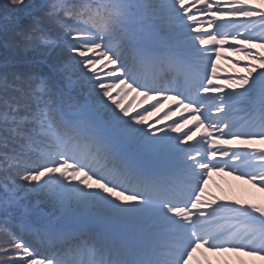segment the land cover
I'll return each instance as SVG.
<instances>
[{
	"label": "snow or ice",
	"instance_id": "snow-or-ice-1",
	"mask_svg": "<svg viewBox=\"0 0 264 264\" xmlns=\"http://www.w3.org/2000/svg\"><path fill=\"white\" fill-rule=\"evenodd\" d=\"M4 7L0 264H264V0Z\"/></svg>",
	"mask_w": 264,
	"mask_h": 264
},
{
	"label": "rangeland",
	"instance_id": "rangeland-1",
	"mask_svg": "<svg viewBox=\"0 0 264 264\" xmlns=\"http://www.w3.org/2000/svg\"><path fill=\"white\" fill-rule=\"evenodd\" d=\"M233 59L235 58L233 57ZM245 62L246 61H242V63ZM220 64L222 67H225L228 70V74H236V75L243 74L244 70L242 67L232 68L227 64L226 61H220ZM129 102H131V97H129ZM151 103H155V102L153 101ZM145 105H149L150 107V104H145ZM174 108L175 105H171V109H170L169 102H165V109L162 110V112L158 116H154L150 118V122L159 119L160 116L163 115L164 111H169ZM142 110L143 109H138V111H142ZM179 119H180L179 116L173 117V121ZM173 121H167L166 123L171 124ZM184 131H187V129H184ZM173 135H178V134H173ZM208 188L209 191H211L216 196H220V197L228 196L230 199H241L247 202L264 203V193L259 192L256 188L252 187V185L235 180L232 176H227L223 174L217 175L214 173L212 178L209 180ZM201 259H203V257H201ZM209 259L212 260L213 264H216L218 258L209 257ZM243 259L249 261V264H253V262L250 261L248 257H244ZM254 264H261V262L259 260H256Z\"/></svg>",
	"mask_w": 264,
	"mask_h": 264
},
{
	"label": "trees",
	"instance_id": "trees-1",
	"mask_svg": "<svg viewBox=\"0 0 264 264\" xmlns=\"http://www.w3.org/2000/svg\"><path fill=\"white\" fill-rule=\"evenodd\" d=\"M7 3V0H0V26H8V21H6L4 19L5 13H6V9H5V5ZM3 33L0 32V38H2ZM0 51H2V49H0ZM4 239V236L2 233H0V241H2Z\"/></svg>",
	"mask_w": 264,
	"mask_h": 264
}]
</instances>
